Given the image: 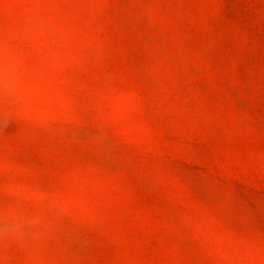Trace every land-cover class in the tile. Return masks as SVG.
Masks as SVG:
<instances>
[{
    "label": "rangeland",
    "instance_id": "rangeland-1",
    "mask_svg": "<svg viewBox=\"0 0 264 264\" xmlns=\"http://www.w3.org/2000/svg\"><path fill=\"white\" fill-rule=\"evenodd\" d=\"M0 264H264V0H0Z\"/></svg>",
    "mask_w": 264,
    "mask_h": 264
},
{
    "label": "clouds",
    "instance_id": "clouds-1",
    "mask_svg": "<svg viewBox=\"0 0 264 264\" xmlns=\"http://www.w3.org/2000/svg\"><path fill=\"white\" fill-rule=\"evenodd\" d=\"M18 67L10 61L9 54L0 48V101L18 98L22 90ZM49 225L39 214L24 215L13 209L0 210V240L31 239L39 241Z\"/></svg>",
    "mask_w": 264,
    "mask_h": 264
}]
</instances>
